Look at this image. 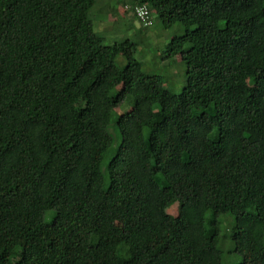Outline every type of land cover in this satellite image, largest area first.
<instances>
[{"label": "trees", "instance_id": "16d2710c", "mask_svg": "<svg viewBox=\"0 0 264 264\" xmlns=\"http://www.w3.org/2000/svg\"><path fill=\"white\" fill-rule=\"evenodd\" d=\"M127 2L180 28V92L96 0H0V264H222L220 213L264 264V0Z\"/></svg>", "mask_w": 264, "mask_h": 264}, {"label": "rangeland", "instance_id": "374dc122", "mask_svg": "<svg viewBox=\"0 0 264 264\" xmlns=\"http://www.w3.org/2000/svg\"><path fill=\"white\" fill-rule=\"evenodd\" d=\"M126 3V4H125ZM93 30L104 38L108 44L130 39L136 43L135 58L141 63L143 71L149 74H157L165 87L174 93L180 92L184 83L185 69L179 62V55L165 56L163 52L166 43L173 34L181 33L180 28L163 29L156 15H153L152 24L141 34L142 24L137 18H132V11L127 0H96L91 9ZM118 67L125 65V58L119 55L116 60ZM119 105L114 112L123 109ZM114 114V113H113ZM107 131L112 137L113 146L120 141V133L115 126L109 125ZM180 204L173 200L166 208L170 216L178 213ZM50 211L45 213L46 220L50 217ZM218 221V244L223 250L222 264H233L242 260V256L236 253L234 243L230 239L231 227L234 217L230 213H220L216 216Z\"/></svg>", "mask_w": 264, "mask_h": 264}, {"label": "built area", "instance_id": "2783aa9c", "mask_svg": "<svg viewBox=\"0 0 264 264\" xmlns=\"http://www.w3.org/2000/svg\"><path fill=\"white\" fill-rule=\"evenodd\" d=\"M132 13L136 16V18L143 24L149 25L151 22L149 10L146 5H135L132 9L130 7Z\"/></svg>", "mask_w": 264, "mask_h": 264}]
</instances>
